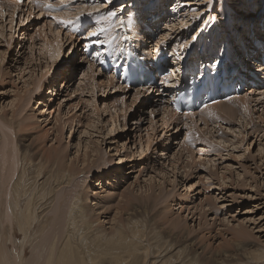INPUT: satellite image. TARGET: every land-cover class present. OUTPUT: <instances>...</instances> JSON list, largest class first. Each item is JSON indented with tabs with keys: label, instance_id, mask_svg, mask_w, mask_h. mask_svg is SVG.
I'll use <instances>...</instances> for the list:
<instances>
[{
	"label": "rangeland",
	"instance_id": "374dc122",
	"mask_svg": "<svg viewBox=\"0 0 264 264\" xmlns=\"http://www.w3.org/2000/svg\"><path fill=\"white\" fill-rule=\"evenodd\" d=\"M151 1L153 0H76L75 4L70 5H77L79 8L89 5L86 8L89 11L97 9L93 19L100 23H91L80 37H84L93 26L109 33L112 27H116L118 17L123 16L126 24L131 17L139 25L140 37L148 42L142 28L150 27L151 24L148 23L151 20L145 23L146 11H143V7ZM157 1L163 5L160 14L164 11L167 14L162 16L164 20L176 3L175 12L179 19L183 18V24L180 23L179 27V23L174 21L176 19L172 18L175 23L173 26L178 27H173V33H169L172 32L170 29H162L163 36H154L155 44L159 40L158 43L170 51L178 42L183 43L180 51H194L200 47L205 56L210 53L214 60L224 57L219 55L224 43V47H229L227 49L230 52L233 46H237V35L234 34L236 27L239 28L244 23V30L237 34L250 35L251 23L255 22L253 25L257 27L256 20L264 17V8L260 9L259 6L263 1L258 0H212V3H208V0ZM130 4L133 5L132 9ZM137 4L142 7L138 21L132 16L134 5L136 7ZM110 10H115L117 16L108 19L106 12ZM242 10L259 16L247 18L245 23L244 19H240L243 16V12L240 16ZM33 12L35 11H20L17 17L19 21L17 23L16 19L12 27L8 12L2 15L8 16L5 23L3 17H0V25L3 26V34L0 32V118H5L11 123V127L15 125L12 127V140L18 146V167L12 181L23 167L26 173L21 182L23 187L26 180L32 181L35 178L37 157L60 154L67 165L70 163L74 171H79L71 176V182H74L79 191L77 201L80 202L81 196L86 198L84 205L91 209V221L97 223V227L110 228L115 219L125 222L127 215L147 226L137 253L129 258L125 254V260L120 264H221V261L223 264H258L260 260L258 262L255 259L254 253L264 249V83L260 85L261 82H258L253 85L255 87L246 89L242 94L246 95L247 102L237 103L232 115L223 113L221 117H207L203 120L205 113H198L191 119L171 121L167 117L166 120L164 103L161 100L154 103L149 95L160 88L161 84L142 89L143 95L135 99L137 87L123 81L121 82L125 87L106 81L102 75L104 71L98 68L96 60L84 57L80 48H76L72 36L66 38L65 32L58 36L62 44L57 57L60 59L40 58L43 55L39 54V47L46 37H53L52 30L58 23L52 14L46 15L47 18L39 15L30 17L34 15ZM80 14L85 13L80 11L78 15ZM160 17L158 15L156 19L159 20ZM164 25L160 23L161 27ZM115 27L110 31L113 34L108 39L117 34ZM126 32L132 38L131 31ZM193 37L196 39L193 40ZM248 40L249 38L244 40V43ZM71 41L74 43L73 47H70ZM187 43H191L188 48ZM240 46L232 51L238 52L235 54L237 57L243 55L241 62L244 68V52L249 55L248 60L256 55L250 49L242 50ZM140 50L144 55L147 52ZM44 61H55V65L48 70L44 68ZM92 61L94 65L91 64ZM31 68L35 71L32 75L36 80L29 78ZM256 69L251 71L259 75V69ZM167 76L172 78L168 82L173 83L175 75L170 73ZM25 81L29 83L26 89ZM36 85L38 87L35 89ZM165 88L168 86L162 87L159 93H164ZM52 89L54 94L50 96ZM191 122H194L193 127ZM1 134L0 130V138ZM25 147L29 154L23 159ZM32 155L36 158L32 159ZM98 158L102 160L101 164L92 163L86 167L92 159ZM9 164L10 160L5 163L0 161V245L6 250L4 256H0V264H13L14 248L19 250L22 247L25 248L24 264H30L31 258L39 252L38 248L36 251L32 250L30 242L40 243L41 235L49 233L46 229L54 222L50 202H47L52 197L53 204L55 197L54 194L44 196L37 205V212L43 210L40 216L49 217L35 221L28 234L29 240L24 239L18 223L12 222V181L9 185L5 181ZM38 178L36 186L47 179V174ZM52 183L53 180L45 189L55 188V183ZM148 184L155 187L150 189ZM74 186L65 185L62 192L67 193ZM159 191L162 192L159 197H144L152 192L154 195L158 194ZM37 192L36 187L35 193ZM133 196L136 198L133 199ZM25 203L26 199L22 201V209ZM129 206L133 209L132 212ZM6 210L9 211L10 221L5 219ZM12 227L16 233L13 238ZM128 233L130 231L127 230L130 237L131 234ZM49 240L50 237L46 239ZM60 241L64 242V239ZM60 243L56 245L52 242L49 251H53V255L60 253ZM38 247L40 248V244ZM144 248H147L148 256L142 254ZM40 252L44 254V250ZM56 256L46 260L39 257L37 264H78L74 261L75 256L66 260L63 254L59 258ZM102 256L99 255L93 264H113L111 259L107 260L110 258L108 254L106 258ZM68 261L71 263H67Z\"/></svg>",
	"mask_w": 264,
	"mask_h": 264
},
{
	"label": "bare ground",
	"instance_id": "6f19581e",
	"mask_svg": "<svg viewBox=\"0 0 264 264\" xmlns=\"http://www.w3.org/2000/svg\"><path fill=\"white\" fill-rule=\"evenodd\" d=\"M6 1L7 0L0 1V8L1 7L5 8V11L3 13L0 12V17H3L2 15H4L5 12H8L7 15H9V24H10V27H12L14 17L12 16V18H11V15H14V13L16 12L17 9H14L12 14H11L8 4L7 3H3V2H6ZM260 1H263V3L261 2L259 4V6L261 7L260 9H263L264 8V0H258V2H260ZM134 3L136 4V2H134ZM160 4H161L160 1L153 0V1L149 2V3H146V5L143 7V11H146V17L144 18L145 23L147 21L149 22L151 20L150 23H148L149 25L151 24L149 28L152 31V33H150V34L151 35L154 34V36L158 35V37L163 36L161 34V30L162 29L163 30L164 29H170V31H172V32H169V33H173L174 32L173 27H175V29H176L178 27V25H176L177 27L173 26L175 24L173 22V19H176L174 21H177V23H179V27L181 26L180 23H182V19H183V18L182 19L178 18L177 12H175V7L177 6L176 3H175V4H173V8L170 9V12L168 14L169 16L167 18L164 17L165 20L163 19V17L162 18L160 17L159 20H157L156 18L158 17V15H160V13H161V11L163 9V5L162 4L160 6L161 9L158 8V6ZM130 5H131V9H132L133 5L132 4H130ZM12 6H13V4H12ZM97 6H95V7H97ZM80 7L81 8H79V6H77V5H75V6L70 5L65 10H63V11H61L59 13H53L52 15L54 17H56V18L72 19L74 22L81 21L83 19H86L87 17H90L91 19L94 18V13L96 11H94L92 9L90 11L87 10L88 9L87 7H89V5L86 6L85 8L83 6H80ZM99 7L100 6H98V8ZM102 7H103V5H102ZM27 8L31 9L32 8V4L30 3L29 6H27ZM92 8H94V7H92ZM75 9H82V10L76 11ZM21 11H23V10H21ZM25 11H28V13L32 12L31 10H25ZM80 11H81V13L83 12L85 14L78 15ZM152 11L154 13H151ZM242 12H243V16L241 15ZM88 13H92V15L90 16V15H88ZM170 14H171L172 17L170 16ZM262 15L260 17H262ZM77 16H80V19L78 21L76 20ZM240 16H242L240 19H244V22L246 23L247 18H253L255 16H259V14L258 15H255V14L253 15L252 13H249L248 11H243L242 10L240 12ZM27 17H29V16H27ZM261 19H264V17H262ZM94 21H95L94 22L95 24L100 23V22H98V20H94ZM237 22H240V20H238ZM160 23L161 24L164 23L165 25L163 27H161ZM253 23H255V22H253ZM253 23H251L252 24L251 26L249 25L251 27V32H252V29L256 28L255 27L256 25L254 26ZM221 24H222V22H221ZM64 25H68V24H60V26H57L54 30H52L53 37L51 39L48 38V37L45 38V40L43 41V43L39 47V54L43 55V57L41 56L40 58H43L45 60H47V59H53V60L56 59L57 60L58 59L57 57L60 55L59 48L62 45V44H60L61 40H60V38L58 36L60 35L61 32H64V27H65ZM123 26H124L125 30L120 34L119 30ZM171 26H172V28H170ZM242 26H244V23L240 24L239 28L236 27L235 30H234L235 31L234 34L237 35L236 36L237 37V39H236L237 46L236 47L233 46V48H231L232 50H236V48L238 46H240L241 43H244V40H246L248 38L247 34H244V33H242L240 35L237 34L238 31H240V30L243 31L244 30L245 26L244 27H242ZM97 27L93 26V27H91L89 29V31H95V30L98 29ZM114 27H112V28H114ZM112 28L110 29V31L113 30ZM246 29H248V25L246 26ZM2 30H3V26L0 27L1 34H3ZM114 30H116L118 34L122 35V38L125 37V36L128 37L126 35V33H127L126 30L131 31V33L133 35H132V38H130L131 35L129 36V38L132 40V44L135 45L136 51L140 50V49H142L144 51L147 50L146 54L144 55L145 60H149L148 58H150L152 55H154V53H150V52H152V51H154V50H156V49H158L160 47H161V50H163V48H164L165 49V53L167 54L166 57L168 59V62H167L168 65L164 66L165 69L170 68V66L172 64L173 56H172V61H171V53L172 54L174 53V56H175L174 58L176 59L178 57V55H180L181 53H182V57H183L186 52H190L189 49H186L185 52L184 51H180L181 47L183 46V43L180 44V42H178L177 45H175L174 48L171 49V51L167 47H165L163 44H159L158 43L159 40L156 41L158 44L157 43L155 44V42L152 44V42H153L152 39L153 38L150 37L147 32L145 33L144 36H146V39H148L149 41L147 42V41L142 40V37H140V35L138 33V30L140 31L139 25L136 24V22H134L131 17H130V19H128L127 24H126L125 20L123 19V16H119L117 24H116V27H115ZM110 31H109V33H106V32L100 33L98 38L101 39V40L107 41L109 36L111 34H113V31L112 32H110ZM167 32H165V33H167ZM165 33H164V35H165ZM65 34H66L65 37L67 36L66 38L72 36V34H70L67 31H65ZM37 36H39V34H37ZM80 38L82 39V41H84L85 39H91V42H93L94 39H97L96 37L89 38L87 36V34L84 37H80ZM165 38L167 39L168 37L166 36ZM68 42H69V40H68ZM71 44H72V46L70 45V47H73L74 43L72 41H71ZM189 44H191V43H187V48L189 47ZM153 45H157V47L154 48ZM224 45H225V43H224ZM224 45L221 46V49L222 48L230 49L229 47H224ZM83 46H84V43L82 45V48H83ZM148 49H149V51H148ZM196 49L201 50L200 47H198ZM232 50H231V52L234 53V56L236 58L237 56L235 54H237L238 52L237 51L235 52V51H232ZM102 51H104V48H101L100 50L95 49L93 60H96L95 53L99 52L101 54ZM192 52L194 53L195 50L192 51ZM244 53H247V52H244ZM205 55L206 54H204V56ZM219 55L220 56H224L223 58L226 57V55L224 53H222L221 51H220ZM248 56H249L248 54L246 56H244V62H246V61L249 62L250 61L249 63H252V65H253L252 69L257 68L256 70L259 69L258 71H263L262 68H264V65H262L258 55H256L254 58H250L251 60L247 59ZM40 58H38V59H40ZM204 58L207 59L206 61H204L205 65H210V66L212 65L213 67H215V63H218L221 66L220 69L221 70L224 69V67L221 65L222 57L221 58L217 57L214 60V59H212L210 57V53H209V55L207 54V56H205ZM255 58H257V59H255ZM252 59L253 60L254 59L257 60L258 62H252ZM100 60H101V58H100V55H99V57L96 60V62L98 63ZM1 61H2V58L0 57V62ZM28 61H29V59H28ZM54 62H50L51 63L50 64V63H47V62L44 61V63H45L44 68H48V70H49L50 67H53V65H55ZM91 64L94 65L93 61L91 62ZM96 65L98 66V64H96ZM238 67H239V71L242 74H245L241 70V68H243L242 65H238ZM98 68H99V66H98ZM90 69L92 70V66L90 67ZM34 72L35 71L33 69H32V71L29 70V72H28L30 74L29 78L30 77L31 78L33 77V79L35 78L34 75H32V74H34ZM102 73H103L102 75L105 76L104 78H106V81H108L110 84H112V85L118 84V86L123 85V83L119 79H116L111 72H110V74H107V73H104V72H102ZM253 74L258 75L256 73H253ZM251 76L253 77L252 74H251ZM40 77H41V75H40ZM171 79L172 78H168V81H171ZM35 80H36V78H35ZM39 80H41V79L39 78ZM152 80L155 81L156 79L154 78ZM37 81H38V79H37ZM104 81H105V79H104ZM255 82L256 83L254 85L258 84V81H255ZM30 83H32V82H30ZM103 83H105V82H103ZM126 83L137 87V90L135 91V94H134L135 95L134 96L135 99L137 97L143 95V92H141L142 89H144V88H148L149 89L152 86V85H150L151 81L145 82L143 84L139 83L138 85L132 84L130 82H126ZM171 84H173V83H171ZM33 85L35 86V81H34ZM102 86H103V84H102ZM123 86L125 87L126 85H123ZM24 87H25L24 89H26V87H29V83L27 81H25ZM37 87L38 86L36 85L35 89ZM138 89H140V90H138ZM159 90H161V89L158 88L154 93L149 94L150 96H152L151 97V101H153L154 103L156 101H160L161 100L160 98H163L161 96V94L167 96L168 92H169L168 88H165V92L164 93L163 92L159 93L160 92ZM250 90L252 91V89H250ZM147 92H149V91H147ZM53 94H54V89L51 90L50 96H52ZM158 95H160V98H158ZM232 97L233 98H229V100H226V101L218 100V101H216L214 103H211L210 105L206 106L203 110H201L199 112L190 113V114H187L185 116L177 115L176 114L177 112L173 111L170 108L169 99L166 97V100H164V104H163L164 112H165V115H166V120L168 118H171V121H173L174 119H176V120L191 119V118H194V116L196 114H198V113L199 114L205 113V115H204L205 117H203V120H206L207 117L208 118H210V117H221L223 115V113L232 115V114L235 113V108L237 106L236 104L240 103V102H244L246 100V95L240 93L238 95L234 94ZM246 102H247V100H246ZM120 108H121V106H120ZM123 114H124V112H123ZM141 115H142V113H141ZM150 118H151V115H150ZM162 119H164V118H162ZM7 122L8 121L5 118H3V117L0 118V130L2 132V134H1L2 138H0L2 140V142H0V144L2 143L1 144V149H0V161L2 163H5L7 160H10V164H9V167H8V175H7L8 177L5 180L7 182V185H9L10 181H12L13 177L15 176L14 175L15 169L18 167V160H17V147L18 146L12 140V132H14L12 127L15 126V125H12V127H11V125H10L11 123L9 124V122L8 123ZM177 123H176V125H177ZM191 124H192V127H193L194 122H191ZM185 125H186V123H185ZM69 128L71 129L70 126H69ZM203 132L204 131H202V133ZM171 134H173V133H171ZM9 146L11 148H8ZM25 146H27V145L25 144ZM22 154H23V157H22L23 159H24L25 156L28 157L27 154H29V152H28V149L26 147L23 148V153ZM32 156H34V155H32ZM86 157H87L86 159H88V152L86 154ZM22 158H21V160H22ZM35 158H36L35 156L32 157V159H35ZM30 160H31V158H30ZM35 162L37 163V168H36L37 170H36V173H35V178H33L32 181L26 180L24 186L23 187L21 186V182H22V179L24 178V174L26 175L25 169L22 167V163H21V167L22 168L20 170L19 175H17L15 180L12 181V197H13V200H12V222L15 221L16 223H18V225L20 227V230L22 231L24 239L29 237L28 234L30 233L35 221H37L38 219H40V221H41V219H43L44 217H46V218L49 217V216H46V215H44L43 217L40 216V212H42L43 210H40L39 212H37L36 211L37 210L36 209L37 205H39L40 201H42L43 198H45L44 196H47V195H51L52 196L54 194L53 196L55 197L53 199V204H52V197H49L48 198L49 200L47 202V203L50 202L49 207H51L50 212H53L54 222L53 221H52V223L49 222L50 223L49 224V228L46 229V230H49V233H46V235L42 234L43 236L41 235V238L39 240L40 243L36 242V241H34V242L31 241L30 242L32 250H35V249L38 248L37 251H39L37 253L38 255H35L34 257L31 258L30 264H37V260L39 259V257L42 258V260H46V259L52 258V256H56L58 253L53 255V251H49V250H51V247L53 245L52 242H55L56 245H57V244H59L61 242L60 240L63 241V239H64V242L60 243V253L56 256V258H59L60 254H63V256H65V260L67 258L68 259H72V257L75 256L74 261H77L78 264H93V262H95V260L98 258L99 255H103L102 257L106 258L107 254L110 256V258H107V260L111 259L113 264H120L121 262H123V260H125V254H126V258H129V257L133 256L135 253H137L138 244L140 245V243L142 242V237L145 234L144 228L145 229L147 228V226L145 224L141 225V224H139L138 220H135L136 218L131 217V215H127V217L125 219V222L119 221L118 219L114 218L115 219L114 223H112L110 221L112 223L110 225V228L97 227V225H96L97 223L94 224V221H91V212H90L91 209L84 205L83 201L86 200V198H83L81 196V199L79 200L80 202L77 201V197H79V191L75 188L76 186H74V182H71V176H73L74 174H77L79 171L78 170H77V172L74 171L75 169L74 170L72 169V164L69 163L67 165L66 161L63 159V157H61V155L57 154V153H54L52 155H43V156L37 157ZM92 163L101 164L102 160L99 159V158L98 159H92L91 163L86 165V167H89ZM172 166H174V165H172ZM44 174H47V179H44L43 183H41V184L39 183L40 185L36 186L37 180L39 179L38 177L40 175H44ZM51 180H53L52 185L55 183V185H56L55 188L48 189V187H47L45 189L46 186H50L49 182ZM69 184L73 185L74 187L72 189H69V192L63 193L62 190H63L64 186L65 185H69ZM36 187L38 188V192L37 193H35ZM151 187H155V186L149 185L150 189H152ZM54 191H56V192H54ZM7 192H8L7 196L9 197L10 196V190L8 189ZM161 193L162 192L159 191L158 194L154 195V192H152V193L146 194V196H144V197H147L146 199H149L151 197H159V196H161ZM22 197H24V199H26V203H25L23 209H22V205L21 204H22V201L24 199H22ZM134 197L135 196H133V199L136 198V197L135 198ZM162 197H163V195H162ZM166 197H167V195H166ZM128 200L130 202V200H131L130 197H129ZM128 200H127V202H128ZM39 209H41V206H39ZM130 209H131V212H132L133 209L131 207H130ZM116 210H118V209H116ZM126 210L128 211V209H126ZM7 211L8 210H6L5 219L10 221V216H9V213H7ZM20 214L22 215L21 217H20ZM142 214L143 213L141 212V215ZM51 220H53V218H51ZM174 222L179 224L178 220H175ZM38 223H40V222H38ZM42 227H44V226H42ZM13 228L14 227H12V238L15 237L14 234L16 235V233L14 232L15 229L13 230ZM84 229H85V231H84ZM42 230H43V228H42ZM127 230L130 231V233H128V234H131V236L129 235L130 237H128V235H127ZM49 237H50L51 241L50 240L46 241V239H49ZM28 240H29V238H28ZM234 241H236V240L234 239ZM39 244H40V248L38 247ZM1 245H0V256L3 255L4 253H6L5 252L6 251L5 248L3 246H1ZM42 250H44V254L42 252H40ZM24 251H25L24 247L20 248L19 250L18 249L15 250V248H14V250H13V258H14L13 264H24V260H23ZM47 251H49V252H47ZM140 251H141V249H140ZM48 253L50 254L49 257H48ZM142 254L144 256H148L147 255L148 254L147 248H144V251H143ZM254 257H255L256 260L258 259V262L260 260V262L258 264H264V249H261V250H258L257 252H255L254 253ZM255 259L253 261H255ZM216 262H220V261H216ZM67 263H71V261H68ZM223 263L224 262L221 261V264H223ZM252 263H254V262H252ZM212 264H214V263H212ZM228 264H230V263H228Z\"/></svg>",
	"mask_w": 264,
	"mask_h": 264
},
{
	"label": "snow or ice",
	"instance_id": "6c2138e0",
	"mask_svg": "<svg viewBox=\"0 0 264 264\" xmlns=\"http://www.w3.org/2000/svg\"><path fill=\"white\" fill-rule=\"evenodd\" d=\"M101 2H103V0H101ZM16 3H21V0H16ZM208 3H212V0H208ZM47 7L51 9V8H52V4H48ZM94 11H97V9L94 8ZM81 15H83V14H81ZM88 15L91 16L92 13H88ZM116 16H117V13H116L115 10H110V11H107V12H106V17H107L108 19H112V18H114V17H116ZM14 19H15V13H14ZM53 19H55L56 22H57L58 24H73V23H74V21H73L72 19L56 18V17H53ZM79 19H80V16H77V17H76V20L78 21ZM104 31H105V29H103V28H98V29L95 30V31H88V32H87V36H88L89 38L96 37L97 39H95V40L93 41V43H94L96 46H101V47H102V46H104L106 43H110V41H105V40H101V39L98 38V37H99V34L102 33V32H104ZM192 39L195 40L196 37H193ZM99 55H100L99 52H96V53H95L96 58H98ZM161 83H164V84H167V83H168V76H167V74H166L165 79L162 80Z\"/></svg>",
	"mask_w": 264,
	"mask_h": 264
}]
</instances>
